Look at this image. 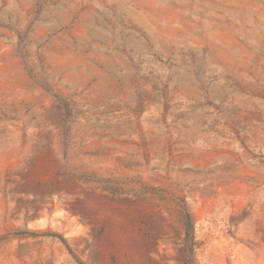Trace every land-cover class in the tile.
Returning <instances> with one entry per match:
<instances>
[{
    "label": "rangeland",
    "instance_id": "obj_1",
    "mask_svg": "<svg viewBox=\"0 0 264 264\" xmlns=\"http://www.w3.org/2000/svg\"><path fill=\"white\" fill-rule=\"evenodd\" d=\"M0 264H264V0H0Z\"/></svg>",
    "mask_w": 264,
    "mask_h": 264
}]
</instances>
